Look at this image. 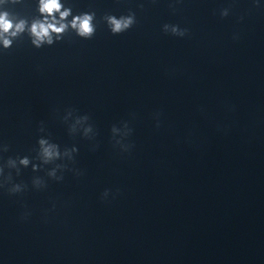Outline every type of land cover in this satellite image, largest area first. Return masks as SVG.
<instances>
[{"label": "clouds", "instance_id": "1", "mask_svg": "<svg viewBox=\"0 0 264 264\" xmlns=\"http://www.w3.org/2000/svg\"><path fill=\"white\" fill-rule=\"evenodd\" d=\"M21 2L22 0H0V48L3 50L10 49L16 40L25 35L29 38L32 46L40 49L62 41L65 35L69 33H74L77 37L85 40L92 39L96 34L98 22L95 11L74 14L73 8L66 6L63 0H38V15L29 20L8 10L9 5H16ZM228 15V8L220 10L222 18ZM101 19L113 35H119L136 24V13L130 10L127 15H120L119 17L113 14H105ZM162 30L177 37H184L188 34L187 28H181L177 24L166 23L162 26ZM74 113L75 109H68L63 117L65 123H68L71 118L72 122L68 123L69 133L75 135L81 132L85 138L94 139L95 131L89 122L90 117L86 114L74 115ZM160 115L159 112L154 114L157 127L160 126ZM38 131L42 134L46 132L43 121L40 123ZM132 131L128 121L121 122L119 127L113 125L111 128L113 146L118 147L121 152H130L134 145L126 142V140ZM96 147L98 145H93L92 150L94 151ZM8 151L9 146L7 144H0V189H5L10 195L21 194L28 190L27 184L14 182L13 171L16 176H19L21 169L29 166L33 172H37L44 169V166L51 165L52 167L46 170V176L57 182L63 181L65 171H71L76 176L84 174L80 169L69 167V164L75 163V154L78 152V148L72 146L61 149L48 135H41L38 138L37 147L34 150L35 157L9 156L4 160L2 154ZM33 160L39 161V163H33ZM31 185L37 190H42L47 188V181L41 176H34ZM110 194H112L111 190L105 189L102 193V199L106 200ZM53 208H55L54 204ZM29 215V212H25L22 219H26Z\"/></svg>", "mask_w": 264, "mask_h": 264}]
</instances>
